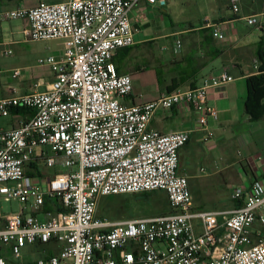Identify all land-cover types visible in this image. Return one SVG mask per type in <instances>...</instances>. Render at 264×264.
I'll list each match as a JSON object with an SVG mask.
<instances>
[{
  "label": "built area",
  "instance_id": "built-area-1",
  "mask_svg": "<svg viewBox=\"0 0 264 264\" xmlns=\"http://www.w3.org/2000/svg\"><path fill=\"white\" fill-rule=\"evenodd\" d=\"M139 1L58 0L0 12V23L27 22L23 43L63 41L59 58L38 60L53 72L43 91L16 94L9 87L11 95L0 98V119L16 110L27 115L17 127L0 130V246H9L14 259L27 246L44 247L46 255L34 264H264V233L252 232L256 222L264 229V181L235 187L231 199L238 207L198 210L188 178L178 172L191 130L150 128L158 111L187 104L211 138L207 118L218 113L207 105L208 89L233 77L223 71L198 88L127 102L132 79L118 74L112 59L135 44L129 14ZM145 2L163 6L166 0ZM230 7L238 15L239 0ZM240 20L264 32V11ZM206 26L224 40L221 28ZM180 45L177 40L176 52ZM10 76L19 78L21 70ZM57 164L70 171L43 172ZM154 191L165 192L174 213L125 221L96 216L103 197ZM2 202L20 209L3 215Z\"/></svg>",
  "mask_w": 264,
  "mask_h": 264
},
{
  "label": "crops",
  "instance_id": "crops-1",
  "mask_svg": "<svg viewBox=\"0 0 264 264\" xmlns=\"http://www.w3.org/2000/svg\"><path fill=\"white\" fill-rule=\"evenodd\" d=\"M57 1L0 0V12ZM173 1L175 0H166L165 5L160 6L149 5L145 0H140L130 11L135 44L119 49L112 59L117 73L129 75L132 79V94L127 102H151L160 95L175 91L174 87L177 86L180 90L198 88L204 82L210 84L211 78L225 71L234 80L208 89L207 105L218 113L217 119L207 118L208 130L213 134L211 138L198 128L197 114L187 104L158 111L150 122V128L160 133L191 130L188 143L179 150L178 155V172L186 176L188 181L213 178L219 182L221 179L223 188L231 192L235 187L255 180L264 181V119L250 122L245 113L249 80L260 75L259 68L264 66L261 62L264 32L251 29L240 20L242 16L264 11V0H239L238 15L231 11L230 0H215L205 7L196 24L183 23L182 27L167 16L166 7ZM12 22H17L19 26L17 29H7L6 36L3 24ZM208 22L221 28L225 34L224 40L215 39L211 35L212 28L206 26ZM27 25L26 21L21 20L0 23V57L3 56V51L11 50L9 47L23 43L16 36L21 35L22 29ZM177 40L181 45L176 52ZM156 43L162 44V51L171 50L172 54L155 56L150 48ZM26 64L27 61L24 60L20 68L21 76L17 79L11 78L12 69L2 72L6 78L4 84L0 85V98L11 95L9 87L16 94H21L32 91L38 83L43 85L40 90L43 91L53 80L52 77L45 83L44 79L36 78L35 67ZM26 116L12 113L6 123L7 127H0V130L17 127L21 121L26 120ZM43 172L48 174L46 170ZM218 188L221 186L218 185ZM198 203H194L195 208L205 211L231 210L236 207V201L231 199L218 201L213 198L212 201ZM17 207L16 212L20 205ZM1 214L6 215L2 210ZM3 224L4 220L0 217V228ZM258 230L264 233V229L256 222L252 232ZM28 247L41 250L42 255L38 259L46 255L44 247L36 245L26 248ZM6 257H13L10 247L0 246V259L4 264H34L38 260L21 262L14 259L7 262Z\"/></svg>",
  "mask_w": 264,
  "mask_h": 264
},
{
  "label": "rangeland",
  "instance_id": "rangeland-1",
  "mask_svg": "<svg viewBox=\"0 0 264 264\" xmlns=\"http://www.w3.org/2000/svg\"><path fill=\"white\" fill-rule=\"evenodd\" d=\"M189 1V3H188ZM215 0H175L173 3L166 7L167 16L170 17L174 22L180 24L182 27L183 23H191L192 25L196 24L197 18H199L202 11L207 5L214 2ZM13 23V24H12ZM3 24L6 29L5 35L8 36L7 29H17L19 24L17 22ZM16 38L20 41L23 40L22 35H17ZM162 44L156 43L150 49H152L155 56H166L167 54H172L171 50L168 52L162 51ZM12 51V55L9 57L2 56L0 57V71L13 70L14 68H21L23 61L26 60L29 66L35 67L36 78H42L46 82H49V79L53 77V72L48 67H39L38 60L40 58L44 59L49 56H54L56 59L62 55L63 52V41L62 40H51V41H40V42H28L21 43L16 46L9 47ZM22 70V69H21ZM5 76L3 74L0 77V85L4 84ZM34 89L42 90L43 85L34 87ZM146 92V89H143ZM8 118L0 119V127L6 128ZM70 171L67 168L62 167L60 164H57L53 168L47 169L46 172L51 174L53 172H68ZM217 182L213 178H208L206 180L191 179L189 180L191 194L195 205L201 203H206L216 199L218 201H227L231 199V190H226L223 188L221 179ZM217 182V183H216ZM218 185L221 188H218ZM156 194H163V191H156ZM134 195H123L119 196L114 202L108 204L110 211L107 214V218L112 221H125L129 219H141L152 217L153 215L147 214L146 206H138L135 208L124 209L121 207V200L124 198H130ZM139 198L140 195H135ZM163 196H154L151 198L152 201H161ZM227 199V200H226ZM163 202V201H162ZM17 202L11 203H2L1 210L4 214L16 213L18 210ZM98 209V208H97ZM99 210V209H98ZM42 255L41 250H37L35 247H28L25 250L21 251V258L19 261H29L36 260ZM9 258V259H8ZM6 261H14L13 257H6ZM17 261V260H16Z\"/></svg>",
  "mask_w": 264,
  "mask_h": 264
},
{
  "label": "trees",
  "instance_id": "trees-1",
  "mask_svg": "<svg viewBox=\"0 0 264 264\" xmlns=\"http://www.w3.org/2000/svg\"><path fill=\"white\" fill-rule=\"evenodd\" d=\"M264 53L261 54V62L262 65H264V57H262ZM260 75L254 77L249 80V94L245 105V113L249 117L250 122H257L261 119H264V66L259 68ZM251 82V83H250ZM178 89L177 87H174V90ZM13 113L15 114H25L22 110H16ZM33 168H36L35 165H33ZM37 174H40L39 171H35ZM32 175V173H29ZM154 192L151 193H142L138 194L141 198L137 196H133L130 198H124L120 199L121 201V207L124 209L135 208L138 206H146L147 207V214L155 216H164L168 214H172L175 212L174 208L171 207V205L168 202L167 195L165 192L163 194H156ZM154 196H163L161 201H152L151 198ZM119 196H111V197H103L100 199L98 204V209L96 216L98 218H106L107 214H109L110 210L108 204L110 202H114ZM232 200V199H231ZM163 201V202H162ZM240 205L239 202L236 201V207ZM45 209L50 208V205L48 201L45 202L44 205Z\"/></svg>",
  "mask_w": 264,
  "mask_h": 264
}]
</instances>
